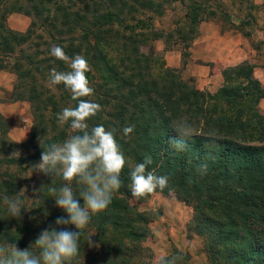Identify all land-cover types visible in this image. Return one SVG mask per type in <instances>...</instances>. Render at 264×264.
Instances as JSON below:
<instances>
[{"label":"trees","instance_id":"trees-1","mask_svg":"<svg viewBox=\"0 0 264 264\" xmlns=\"http://www.w3.org/2000/svg\"><path fill=\"white\" fill-rule=\"evenodd\" d=\"M64 1L0 0V72L15 76L12 101L27 102L32 113L29 139L23 144L11 140L13 121L0 114V245L27 249L43 230L55 226L57 217L66 216L50 192L66 182L31 169L40 162L43 150L74 134L70 123L62 125L57 117L78 101L63 84H49L51 69L70 70L50 54L57 45L70 58L81 55L88 61L91 71L86 75L94 94L82 99L102 108L87 121L89 129L103 125L115 130L126 159L121 188L107 209L81 230L79 255L71 264L139 263L140 243L157 217L139 211V206L154 194L174 196L192 209L189 236L202 241L208 264H264V113L258 110L264 88L254 77L255 67L243 61L223 69V85L210 93L197 89L192 79L184 80L181 69L165 67L158 72L152 45L179 36L184 62L199 36V25L216 21L218 15H204L197 0H173L189 4L185 19L190 28L188 34L177 30L165 35L155 30L146 14L162 16L163 2L169 0ZM12 13L31 20L25 32L9 28ZM223 14L224 22L230 19ZM228 25L230 29L221 32L239 33L244 28L243 21ZM143 46L149 49L145 58ZM181 120L196 130L185 138L183 151L172 143L181 139L174 130V122ZM128 126L134 131L125 136L123 129ZM19 149L25 152L14 154ZM146 156L153 161L146 171L167 176L169 184L163 191L138 198L131 192V171ZM201 164H207L203 173ZM72 187L80 199V186L73 182ZM23 188L28 191L22 192ZM34 188L40 189L36 196ZM5 197L23 202L21 219L10 216ZM89 239L98 247L90 248ZM30 251L39 255L40 250Z\"/></svg>","mask_w":264,"mask_h":264},{"label":"clouds","instance_id":"clouds-1","mask_svg":"<svg viewBox=\"0 0 264 264\" xmlns=\"http://www.w3.org/2000/svg\"><path fill=\"white\" fill-rule=\"evenodd\" d=\"M50 54L68 65L70 70L57 71L51 69L50 85L63 84L72 94V100L78 101L74 108L68 107L58 114L60 124L70 123L74 133L62 144H51L43 150L38 164L31 169L41 172L53 179L60 176L66 182L57 190L50 188L55 196V205L66 213L57 217L55 226L45 229L27 249H18L16 244L0 245V264H71L79 255L77 240L81 230L85 229L93 216L103 213L110 204L113 195L121 188V172L126 165L125 156L115 138V130H106L103 125L89 129L87 121L102 111L101 105L88 99L94 94V89L86 73L91 71L88 61L81 55L70 58L57 45L52 46ZM174 130L181 137L172 143L177 150H185V138L195 134V128L185 120L174 122ZM134 131V126L123 129L125 136ZM214 135V133H209ZM19 154V153H14ZM150 156L142 163L136 164L131 171V192L134 197L143 198L163 191L168 187L167 176H159L155 171H146L152 164ZM199 170H207V164H201ZM80 186V199H77L72 184ZM43 187V186H42ZM40 189H33V195ZM27 192V188L21 189ZM171 194L172 189H169ZM83 201L81 205L80 201ZM5 204L13 219H21L22 201L18 198L5 197ZM74 226L76 231L68 226ZM15 230V229H13ZM89 247H98L92 240ZM39 249V255L33 254L31 248ZM182 258L172 256L161 258L160 264H178Z\"/></svg>","mask_w":264,"mask_h":264},{"label":"rangeland","instance_id":"rangeland-1","mask_svg":"<svg viewBox=\"0 0 264 264\" xmlns=\"http://www.w3.org/2000/svg\"><path fill=\"white\" fill-rule=\"evenodd\" d=\"M197 1L202 5L204 15H211L212 12L218 15L214 22L220 25L222 29L229 30L230 26L228 23L235 24L238 21L244 22L242 32L236 33L241 34L240 36L243 39L244 45L246 43L247 56L244 61H248L255 67L254 77L264 88V0ZM64 2L67 3L66 0ZM21 3L25 4V1H21ZM188 9V3L180 4L169 0V3L163 2L162 16H156L152 13H147L146 15L153 19L155 30L162 31L165 35L174 33L177 30H182L188 34L190 27H188L185 19ZM223 13H227L230 19L224 22L222 19L224 16ZM30 23L31 20L29 18L19 13L9 14L7 19L9 28L17 32H25ZM228 32L232 33L231 31ZM152 45L156 51L155 59L158 62V72L165 67L171 68L168 66L166 60V52L168 51H165V47L173 48V52H179L180 54L181 47L183 48L181 39L176 35H172L171 39L155 41ZM30 51L32 52L33 50ZM148 52V47L143 46L142 58H145ZM183 61L184 67L181 65L176 69H181V77L184 80L192 79L196 88L199 89L196 78L191 75L187 68L189 58ZM217 69L222 72L225 67H211V74L216 72L215 70ZM4 73L5 75L0 78V105L6 106L9 109L7 114L10 118L8 119L13 121V128L9 135L11 140L18 144H23L28 141L32 126L30 105L27 102L14 103L12 101L11 92L16 79L11 73ZM9 82L11 86L10 90L7 91L5 90V86H9ZM258 110L264 113V99L260 101ZM24 152L22 149L17 151L19 153L18 155ZM139 211H150L156 213L157 217L154 222L149 224L147 237L140 243L142 251L140 253L139 263L137 264H160L161 258H170L172 256H180L182 258V260L178 261L179 264H208L202 241L197 236H189L188 230L193 220V211L191 208L184 205L174 196L154 194L144 204L139 206Z\"/></svg>","mask_w":264,"mask_h":264},{"label":"crops","instance_id":"crops-1","mask_svg":"<svg viewBox=\"0 0 264 264\" xmlns=\"http://www.w3.org/2000/svg\"><path fill=\"white\" fill-rule=\"evenodd\" d=\"M240 24V21L235 23ZM222 27L214 21L202 22L199 25V36L192 42L189 48V64L187 68L191 75L196 78L199 90H208L216 92L222 84L221 72L217 69L211 74V67H231L243 62L247 56L246 43L244 45L241 34L226 31L221 32ZM235 33V34H234ZM166 60L171 68L181 66L182 57L179 52H166ZM0 72V78L4 76ZM9 86L5 90L9 91ZM6 106L0 105V114L5 118H10Z\"/></svg>","mask_w":264,"mask_h":264}]
</instances>
